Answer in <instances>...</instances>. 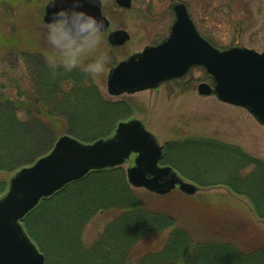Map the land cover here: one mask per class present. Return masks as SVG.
<instances>
[{
	"label": "rangeland",
	"instance_id": "rangeland-1",
	"mask_svg": "<svg viewBox=\"0 0 264 264\" xmlns=\"http://www.w3.org/2000/svg\"><path fill=\"white\" fill-rule=\"evenodd\" d=\"M41 1L44 0H0V111L16 110L18 120L28 126L25 135H31V139L21 144L23 151L11 154V149L7 145L3 146L5 143L2 145L4 148H0V158H8L3 164H7L9 168L0 170V182L5 183L6 189L9 179L18 169L31 165L52 148L59 136L68 134L65 131L67 121L70 120L69 115L77 111L78 107L75 100L71 104L63 101L52 102L50 99H43L41 94V73L38 68L47 67L45 56L48 54L42 9L40 10ZM104 1L106 15L111 21L110 30L124 28L130 34V40L112 51L104 36L94 55L107 52L111 56L106 71L96 78L82 74L86 78L85 83L93 85L103 100L124 102L128 104V109H120L123 114L115 117L108 127L100 130L101 133L96 136L107 137L113 133L119 121L136 118L144 123L146 129L152 132L164 147L166 143H176L188 138H205L238 146L244 153L264 161V126L242 107L221 102L214 95L199 94V83H210L202 69H192L185 81H170L159 88L110 96L106 88L109 70L134 51L140 50L147 40L142 38V28L145 26L140 23L136 8L120 12L112 8L110 0ZM186 1L193 17L199 23V28L217 48L239 46L264 52V0ZM35 74L40 80L36 78L39 87L33 90ZM63 81L61 89L66 92L70 91V87L78 86L73 80ZM37 92L39 103L38 99L35 100ZM3 97L19 100V103L16 106L5 104ZM84 102H80V109L89 107L87 102ZM81 112L84 113L83 110ZM87 119L88 121H82L81 124L90 127L89 125L95 123L93 113ZM133 159L132 155L122 165L125 178L127 168L133 165ZM129 187L133 194L142 200L144 206L158 209L168 205L169 214H173L179 223H189L199 231L206 223L203 216L214 213L220 218L253 222L264 233V219L257 218L246 198L232 193L226 187L199 186V191L192 196L175 189L167 194L170 195L167 199L159 198L160 195L143 188L130 185ZM198 195L205 197L199 200L196 199ZM115 215L117 211L95 215L83 227L82 240L86 244H92ZM22 224L25 228L24 222ZM28 236L31 238L29 234ZM49 256L50 259L53 258Z\"/></svg>",
	"mask_w": 264,
	"mask_h": 264
},
{
	"label": "trees",
	"instance_id": "trees-1",
	"mask_svg": "<svg viewBox=\"0 0 264 264\" xmlns=\"http://www.w3.org/2000/svg\"><path fill=\"white\" fill-rule=\"evenodd\" d=\"M38 71L43 99L67 104L75 100L78 107L81 101L87 102L89 107H77L67 121L65 132L79 140L97 139L100 130L128 109L124 102L103 100L78 70L56 76L47 67ZM36 76L33 90L38 86L37 79L40 80ZM68 79L79 87H70L69 92L61 89L63 80ZM37 99L39 103L38 92ZM2 101L13 106L19 103L4 97ZM90 113L95 123L90 127L82 125ZM25 131L28 132V126L18 120L16 110L0 111L1 149L8 146L11 154L23 151L21 144L31 139ZM7 159L0 158V170L9 168L3 164ZM161 163L172 166L200 187H226L246 198L257 218L264 219V161L244 153L238 146L188 138L166 143ZM5 189V183L0 182V195ZM203 197L198 195L196 199ZM108 211H117V215L92 244H86L81 237L83 227L95 215ZM203 219L206 223L199 231L189 223H179L169 214L168 205L158 209L144 206L131 191L122 167H117L92 171L67 185L41 201L26 216L24 224L48 264H264V233L253 222L220 218L214 213Z\"/></svg>",
	"mask_w": 264,
	"mask_h": 264
},
{
	"label": "water",
	"instance_id": "water-1",
	"mask_svg": "<svg viewBox=\"0 0 264 264\" xmlns=\"http://www.w3.org/2000/svg\"><path fill=\"white\" fill-rule=\"evenodd\" d=\"M117 4L130 7L129 0H117ZM84 7L102 17L106 31L109 29L110 22L101 13L100 0H88ZM181 7L175 9L176 19L167 39L111 68L108 93L116 96L155 89L167 80L184 76L191 67L201 66L212 79V86L199 84V94H213L222 102L243 107L264 126V52L239 46L223 50L212 46L199 35L185 7ZM55 10L45 7V23ZM128 40L129 34L122 29L107 36L113 47ZM163 149L155 135L136 118L118 122L110 136L91 143L68 134L58 137L48 153L14 173L7 191L0 196V264H44L45 257L26 233L23 219L42 200L68 184L92 171L122 166L132 154L136 155L134 164L126 170L131 186L158 195H167L175 188L195 195L199 186L185 180L171 166L160 164Z\"/></svg>",
	"mask_w": 264,
	"mask_h": 264
},
{
	"label": "clouds",
	"instance_id": "clouds-1",
	"mask_svg": "<svg viewBox=\"0 0 264 264\" xmlns=\"http://www.w3.org/2000/svg\"><path fill=\"white\" fill-rule=\"evenodd\" d=\"M88 0H44L56 9L44 25L48 46L45 63L53 76L79 71L86 77L101 76L111 62L107 53L94 55L104 40L106 23L88 11ZM99 3V0H93ZM91 57V59H90Z\"/></svg>",
	"mask_w": 264,
	"mask_h": 264
},
{
	"label": "flooded vegetation",
	"instance_id": "flooded-vegetation-1",
	"mask_svg": "<svg viewBox=\"0 0 264 264\" xmlns=\"http://www.w3.org/2000/svg\"><path fill=\"white\" fill-rule=\"evenodd\" d=\"M100 2H101L102 15L110 21V19L106 15L107 14L105 10L106 2L104 0H100ZM110 2H111L112 8L120 12L130 10L132 8H136L137 16L140 18V21H141L140 23H142L145 26L144 28H142V31L144 32L142 33V38H145V40L147 41L144 45H142L140 50L134 51L132 54L141 53L144 51L146 47L157 46L160 43H162L165 39H167L171 33V26L173 25V22L176 19L175 9L181 6L185 7L187 14L189 18L191 19L199 35L203 37L205 40H207L210 44H212L209 41V39L205 37L201 29L199 28V23H197V21L193 17L191 10H190V6L188 5L186 0H129L130 2L129 8H124V7L119 6L117 4V0H110ZM40 6H42V8L40 7V10L42 9V22H43V17L45 13L44 1L43 2L41 1ZM110 27H111V21H110ZM118 29H124V28H118ZM113 30L115 29L110 30L109 28V30L105 32L104 36L106 38V42H107V36H108L109 31H113ZM119 47H113V48L111 47V48L113 51L114 49H117ZM187 75L181 78L172 79L170 81H179V80L185 81ZM170 81H167V82H170Z\"/></svg>",
	"mask_w": 264,
	"mask_h": 264
}]
</instances>
